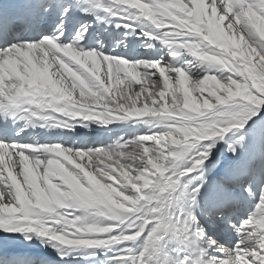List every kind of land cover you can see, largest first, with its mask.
<instances>
[{"label": "snow or ice", "instance_id": "6c2138e0", "mask_svg": "<svg viewBox=\"0 0 264 264\" xmlns=\"http://www.w3.org/2000/svg\"><path fill=\"white\" fill-rule=\"evenodd\" d=\"M0 264H264V0H0Z\"/></svg>", "mask_w": 264, "mask_h": 264}]
</instances>
